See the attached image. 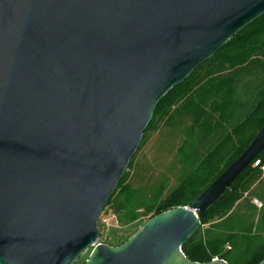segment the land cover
Masks as SVG:
<instances>
[{
  "label": "water",
  "instance_id": "obj_1",
  "mask_svg": "<svg viewBox=\"0 0 264 264\" xmlns=\"http://www.w3.org/2000/svg\"><path fill=\"white\" fill-rule=\"evenodd\" d=\"M263 15L264 0H0V264L90 249L84 264H228L182 247L264 151V126L187 207L122 245L98 242L99 220L157 104Z\"/></svg>",
  "mask_w": 264,
  "mask_h": 264
},
{
  "label": "trees",
  "instance_id": "obj_2",
  "mask_svg": "<svg viewBox=\"0 0 264 264\" xmlns=\"http://www.w3.org/2000/svg\"><path fill=\"white\" fill-rule=\"evenodd\" d=\"M161 126L182 134L178 154L185 166L184 176L164 199L158 196L150 201L126 182L125 174L106 208L127 226L111 229V239L100 225V243L120 246L156 215L187 207L243 154L262 129L264 15L161 99L143 141ZM256 161L264 164V151L211 207L209 214L200 218L199 230L182 247L192 262L209 263L219 258L228 264H259L264 260V174L254 167ZM254 200L262 207L255 205ZM140 204H144L143 213L136 210ZM141 217L148 220L141 221ZM136 222L139 224L134 225ZM208 224L221 235L197 241L202 227ZM119 230L128 233L120 236ZM86 260L80 259L77 264Z\"/></svg>",
  "mask_w": 264,
  "mask_h": 264
},
{
  "label": "rangeland",
  "instance_id": "obj_3",
  "mask_svg": "<svg viewBox=\"0 0 264 264\" xmlns=\"http://www.w3.org/2000/svg\"><path fill=\"white\" fill-rule=\"evenodd\" d=\"M182 140L183 137L179 130L168 127L161 126L158 130L149 132L146 139L142 141L136 156L126 172V182L138 190L147 200L151 201L158 196L159 199H164L178 186L180 179L185 173V166L183 167L181 164V158L178 154ZM256 162L264 166L260 161ZM143 205L137 206L136 210L138 213L144 212ZM105 209L99 222L105 236L108 237L107 232L111 235L112 239V235L114 234L111 229L126 227L127 223L120 224L117 222L118 218L114 211L110 208ZM140 219L141 221H147L148 217H141ZM106 221L109 224V229L104 226ZM137 224L139 222H136L134 225ZM127 233L128 230H119L120 236H125ZM220 235L218 231L212 229L208 224L202 227L196 240H212L218 238ZM227 248L231 249V247ZM89 252L80 257V262L89 258Z\"/></svg>",
  "mask_w": 264,
  "mask_h": 264
},
{
  "label": "built area",
  "instance_id": "obj_4",
  "mask_svg": "<svg viewBox=\"0 0 264 264\" xmlns=\"http://www.w3.org/2000/svg\"><path fill=\"white\" fill-rule=\"evenodd\" d=\"M254 167H259L260 169H261V171H262V173L264 174V166H261V165H259V163L258 162H256V163H254ZM254 204L255 205H257L259 208H261L262 207V204L258 201V200H254ZM117 222H118V219H117ZM107 229H109L110 227H109V224L107 223V221H106V224L104 225ZM99 242V241H98ZM215 259H218V258H215ZM215 259H213V260H215Z\"/></svg>",
  "mask_w": 264,
  "mask_h": 264
}]
</instances>
